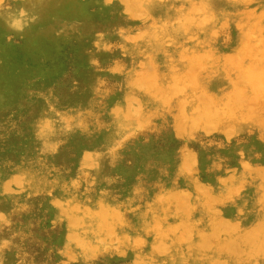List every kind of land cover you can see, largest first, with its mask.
I'll list each match as a JSON object with an SVG mask.
<instances>
[{"label":"rangeland","instance_id":"1","mask_svg":"<svg viewBox=\"0 0 264 264\" xmlns=\"http://www.w3.org/2000/svg\"><path fill=\"white\" fill-rule=\"evenodd\" d=\"M263 85L264 0H0V264H264Z\"/></svg>","mask_w":264,"mask_h":264},{"label":"bare ground","instance_id":"2","mask_svg":"<svg viewBox=\"0 0 264 264\" xmlns=\"http://www.w3.org/2000/svg\"><path fill=\"white\" fill-rule=\"evenodd\" d=\"M135 1H136V0H135ZM143 1H144V0H142V2H143ZM161 1H162V0H161ZM101 2H102V1H101ZM133 2H134V1H133ZM108 3H109V2H108ZM131 3H132V2H131ZM138 3H139V2H138ZM30 4H31V3H30ZM126 4H129L128 1H127ZM132 4H133V3H132ZM136 4H137V2H136ZM37 5H38V3H37ZM134 5H135V3H134ZM134 5H133V6H134ZM136 6H138V5H136ZM139 6H140V4H139ZM193 6H194V5H193ZM134 7H135V6H134ZM61 8H62V7H61ZM61 8H60V9H61ZM63 8H64V7H63ZM18 9H19V8H18ZM139 9H140V8H139ZM15 10H16V9H15ZM56 10H57V8H56ZM142 10H143V9H142ZM193 10H194V9H193ZM58 11H59V10H58ZM62 11H63V10H62ZM23 12H24V11H23ZM59 12H60V11H59ZM141 12H142V11H141ZM141 12H137L136 14L141 13ZM12 13H13V12H11V14H12ZM31 13H32V12H31ZM170 13H171V12H170ZM142 14H143V13H142ZM175 14H176V13H175ZM178 14H179V13H178ZM12 15H13V14H12ZM15 15H16V14H15ZM24 15H25V13H24ZM26 15H27V14H26ZM29 15H30V14H29ZM139 15H140V14H139ZM173 15H174V14H173ZM9 16H10V15H9ZM31 16H32V15H31ZM33 16H34V15H33ZM53 16H54V14H53ZM133 16H134V15H133ZM133 16H132V17H133ZM136 16H138V15H136ZM141 16H142V15H141ZM5 17H6V16H5ZM14 17H15V16H14ZM23 18H24V17H23ZM26 18H27V17H26ZM172 18H174V17L172 16ZM24 19H25V18H24ZM28 19H29V18H28ZM55 19H56V18H55ZM22 20H23V19H21V17H17L14 21H15L16 24L19 25V24H22V23H20V22H22ZM33 20H34V19H33ZM176 20H177V19H176ZM191 20H192V19H191ZM10 21H11V20H10ZM10 21H9V22H10ZM52 21H53V20H52ZM68 21H69V20H68ZM174 21H175V20H174ZM192 21H193V20H192ZM12 22H13V21H12ZM49 22H50V21H49ZM175 22H176V21H175ZM77 23H79V22H77ZM164 23H165V22H164ZM199 23H200V22H199ZM199 23H198V24H199ZM79 24H80V23H79ZM8 25H10V24H8ZM27 25H28V24H27ZM53 25H54V24H53ZM64 25H65V24H64ZM12 26H13V25H12ZM167 26H168V25H167ZM171 26H172V25H171ZM191 26H192V25H191ZM86 27H87V26H86ZM15 28H16V25H15ZM18 28H21V27L18 26ZM12 29H14V28H12ZM16 29H17V28H16ZM53 29H54V28H53ZM169 29H170V27H169ZM185 29H186V28H185ZM30 30H31V29H30ZM76 30H77V29H76ZM22 32H23V31H22ZM63 32H64V31H63ZM51 33H52V32H51ZM57 33H58V32H57ZM65 33H67V32H65ZM167 33H168V32H167ZM54 34H55V32H54ZM70 34H71V33H70ZM78 34H79V33H78ZM64 36H65V34H64ZM167 36H168V35H167ZM160 37H161V36H160ZM128 38H129V37H128ZM96 42H97V41H96ZM162 42H163V41H162ZM95 44H96V43H95ZM184 51H185V50H184ZM252 71H254V70L251 69L250 72H252ZM247 72H248V71H247ZM253 73H254V72H253ZM248 75H249V74H248ZM249 76H250V75H249ZM246 77H247V76H246ZM250 77H251V76H250ZM247 79H249V78L247 77ZM252 79H253V78H252ZM149 80H150V79H149ZM249 80H250V79H249ZM250 82H252V81H250ZM134 83H135V82H134ZM140 85H141V84H140ZM257 86H258V85H257ZM263 86H264V85H263ZM133 87H134V86H133ZM260 87H261V86H260ZM140 88H141V86H140ZM142 88H143L142 90H144V87H142ZM146 88L148 89V87H146ZM137 89H138V87H137ZM181 89H182V88H181ZM260 89H261V88H260ZM254 91H255V90H254ZM182 92H183V91H182ZM148 94H149V93H148ZM122 97H123V96H122ZM125 97H126V96H125ZM200 97H203V96H200ZM188 98H189V97H188ZM188 98H187V99H188ZM197 98H198V97H197ZM121 99H122V98H121ZM126 99H127V98H126ZM133 99H134V98H133ZM155 99H156V98H155ZM186 101H187V100H186ZM191 101H192V100H191ZM194 101H195V100H194ZM161 102H162V101H161ZM158 103H159V102H158ZM199 103H200V102H199ZM200 104H201V103H200ZM238 104H240V103L238 102L237 105H238ZM115 106H116V105H115ZM200 106H201V105H200ZM233 106H234V105H233ZM241 107H242V106H241ZM43 109H44V108H43ZM135 109H136V108H135ZM236 109H237V108H236ZM131 110H132V108H131ZM194 110H195V109H194ZM201 110H202V109H201ZM238 110H239V109H238ZM121 111H122V109H121ZM209 111H211V110L209 109ZM116 112H117V110H116ZM127 112H128V111H127ZM182 112H184V114H185V110L182 111ZM215 112H216V110H215ZM218 112H219V111H218ZM180 113H181V112H180ZM193 113H194V112H193ZM196 113H197V112H196ZM196 113H195V114H196ZM225 113H226V112H225ZM191 114H192V113H191ZM199 114H200V113H199ZM43 115H44V114H43ZM182 115H183V114H182ZM182 115H181V116H182ZM185 115H186V114H185ZM185 115H184V116H185ZM188 115H189V114H188ZM217 115H218V114H217ZM244 115H245V114H244ZM244 115H243V116H244ZM176 116H177V115H176ZM184 116H183V117H184ZM205 116H206V115H205ZM207 116H209V115H207ZM212 116H213V115H212ZM237 116H239V114H238ZM213 117H214V116H213ZM249 117H250V116H249ZM181 118H182V117H181ZM186 118L189 119V118L187 117V115L184 117V119H186ZM200 119H201V118H200ZM202 119H203V118H202ZM212 119H214V118H212ZM238 119H239V118H238ZM176 120H178V119L176 118ZM206 120H207V118H206ZM206 120H205V118H204V121H206ZM208 120H211V119H208ZM215 120H216V118H215ZM196 121H197V120H196ZM43 122H44V121H43ZM120 122H121V121H120ZM120 122H119V123H120ZM119 123H118V125H119ZM131 123H132V122H131ZM131 123H130V124H131ZM183 123H184V122H183ZM192 123H193V122H192ZM194 123H195V122H194ZM43 125H44V124H43ZM43 125H42V126H43ZM208 125H209V124H208ZM212 125H213V124H212ZM218 125H219V124H218ZM34 126H35V125H34ZM46 126H47V125H46ZM43 127H44V126H43ZM128 127H129V126H128ZM184 127H185V126H184ZM202 127H203V126H202ZM44 128H45V127H44ZM130 128H132V127H130ZM136 128H137V127H136ZM194 128H196V127H194ZM121 129H122V128H121ZM128 129H129V128H128ZM182 129H184V128H182ZM191 129H192V128H191ZM196 129H197V128H196ZM199 129H200V128H199ZM189 130H190V129H189ZM126 131H127V128H126ZM181 132H183V131H181ZM32 133H33V132H32ZM122 133H123V132H122ZM190 134H191V133H190ZM40 137H41V136H40ZM191 157H192V156H191ZM191 160H192V159H191ZM191 160H190V161H191ZM195 160H196V159H195ZM179 166H180V165H179ZM245 166H247V165H245ZM248 168H249V166H248ZM21 171H22V170H21ZM250 171H251V170H250ZM188 172H189V171H188ZM19 173H20V172H19ZM189 173H190V172H189ZM16 174H17V173H16ZM12 177H13V176H12ZM20 177H21V176H20ZM13 178H14V177H13ZM14 180H16V179H14ZM220 180H221V179H220ZM225 180H226V179H225ZM227 181H228V179H227ZM230 182H231V181H230ZM226 183H227V182H226ZM194 185H195V184H194ZM203 185H204V184H203ZM200 187H201V186H200ZM204 187H205V186H204ZM5 188H6V187H5ZM206 192H208V191H206ZM9 193H10V192H9ZM218 196H219V195H218ZM85 220H86V219H85ZM218 220H219V219H218ZM218 220H217V221H218ZM75 222H76V221H75ZM222 222H224V220H223ZM83 223H84V222H83ZM253 223H254V222H253ZM260 224H262V223H260ZM214 225H215V224H214ZM218 225H220V224H218ZM224 225H225V224H224ZM250 225H251V224H250ZM258 225H259V224H258ZM90 226H91V225H90ZM226 226H227V225H226ZM233 226H234V225H233ZM76 227H77V226H76ZM224 227H225V226H224ZM227 227L230 228V225H228ZM254 227H255V226H254ZM259 227H260V226H259ZM248 228H249V227H248ZM260 228H261V227H260ZM218 229H219V228H218ZM225 229H226V228H224L223 230H225ZM231 229H232V225H231ZM221 230H222V229H221ZM232 230H233V229H232ZM237 230H238V229H237ZM237 230L235 229V232H237ZM257 230H258V229H257ZM262 230H263V227L261 228V231H262ZM227 231H228V230H227ZM227 231H226V232H227ZM229 231H230V230H229ZM238 231H239V230H238ZM240 231H241V230H240ZM243 231H244V230H243ZM250 231H251V230H250ZM253 231H254V230H253ZM84 232H85V231H84ZM86 232H87V231H86ZM219 232H220V231H219ZM258 232H259V230H258ZM214 233L216 234V236H215ZM214 233H213V237L216 238V237L218 236V235H217L218 232H217V233L214 232ZM221 233H223V232H220V233H218V234L221 235ZM224 233H225V232H224ZM260 233H262V232H260ZM263 233H264V232H263ZM174 234H175V233H174ZM202 234H203V233H202ZM204 234H205V233H204ZM226 234H228V233H226ZM226 234H225V235H226ZM246 234H247V233H246ZM220 235L218 236L217 239H219ZM223 235H224V234H223ZM225 235H224V236H225ZM231 235H232V234H231ZM236 235H237V234H236ZM192 236H193V235H192ZM227 236H228V235H227ZM245 236H247V235H245ZM255 236H256V235H255ZM203 237H204V235H203ZM228 237H229V236H228ZM247 237H248V239H249V235H248ZM247 237H246V238H247ZM261 237H263V236H262V235L260 236V240H261ZM78 238H79V237H78ZM200 238H201V237H200ZM205 238H206V237H205ZM237 238H239V237H237ZM243 238H244V237H243ZM203 239H204V238H203ZM207 239H208V238H207ZM251 239H253V238L251 237ZM204 240H205V239H204ZM204 240H203V241H204ZM209 240H210V238L208 239V241H209ZM237 240H238V239H237ZM244 240H245V238H244ZM189 241H190V240H189ZM205 241H206V240H205ZM208 241H207V242H208ZM224 241H225V240H224ZM241 241H242V240H241ZM250 241H252V240H250ZM250 241H249V240H248V242L245 241L246 243L249 244L248 246L251 245V244H250V243H251ZM220 242H221V241H220ZM249 242H250V243H249ZM192 243H193V242H192ZM205 243H206V242H205ZM231 243H232V242H231ZM235 243H236V242H235ZM235 243H234V241H233L232 244H235ZM239 243H240V244H239ZM246 243H245V244H246ZM261 243H262V242H261ZM76 244H77V243H76ZM206 244H208V243H206ZM211 244H212V243H211ZM232 244H231V245L229 244V246L233 247L234 245L232 246ZM242 244H244V243L242 242ZM258 244H259V243H258ZM186 245H187V244H186ZM191 245H192V244H191ZM219 245H220V244H219ZM219 245H218V246H219ZM225 245H227V244H225ZM237 245H238V247H239V245H241V242H237V243H236V246H237ZM201 246H204V245H201ZM208 246H210V245H208ZM236 246L234 247V250L236 249ZM255 246H256V245H255ZM161 247H162V246H161ZM172 247H173V246H172ZM224 247H225V246H224ZM251 247H252V245H251ZM258 247H259L260 250L264 249V243H262V244H261L260 246H258ZM208 248H209V247H208ZM220 248H221V247H220ZM227 248H228V246H227ZM229 248H230V247H229ZM229 248H228V249H229ZM249 248H250V247H249ZM178 249H179V248H178ZM210 249H212V247H211ZM210 249H209V250H210ZM228 249H227V250H228ZM239 249H240V247H239ZM253 249H254V248H253ZM203 250H205V249L203 248ZM203 250H202V251H203ZM206 250H207V249H206ZM227 250H226V251H227ZM231 250H233V249H230L229 251L232 252ZM234 250H233L234 253H231V254H235V251H234ZM241 250H242V249H241ZM246 250H247V249H246ZM254 250H255V249H254ZM207 251H208V250H207ZM244 251H245V250H244ZM262 251H263V250H262ZM178 252H179V251H178ZM241 252H242V251H241ZM252 252H253V251H252ZM260 252H261V251H260ZM260 252H257V253L260 254ZM167 253H168V252H167ZM172 253H173V252H172ZM192 253H193V252H192ZM216 253H217V252H216ZM254 253H255V252H254ZM257 253H256V254H257ZM236 254H237V253H236ZM239 254H241V253H239ZM256 254H255V255H256ZM259 254H258V255H259ZM251 255L253 256V254H251ZM258 255H257V256H258ZM263 255H264V254H263ZM163 256H164V255H163ZM180 256H181V255H180ZM199 256H200V255H199ZM196 257H197V256H196ZM206 257H207V256H206ZM248 257H250V252H249V256H248ZM254 257H255V256H254ZM254 257H253V258H254ZM244 258H245V257H244ZM251 258H252V257H251ZM263 258H264V257H263ZM232 259H233V258H232ZM199 260H200V259H199ZM219 260H220V259H219ZM253 261H254V260H253ZM225 262H226V261H225ZM263 262H264V261H263ZM263 262H262V263H263ZM201 263H202V262H201ZM210 263H211V262H210ZM212 263H213V262H212ZM215 263H216V262H215ZM234 263H235V262H234ZM253 263H254V262H253ZM256 263H257V262H256ZM186 264H187V263H186ZM208 264H209V263H208ZM216 264H221V263L218 262V263H216ZM222 264H224V262H223ZM238 264H239V262H238ZM246 264H247V263H246ZM251 264H252V263H251Z\"/></svg>","mask_w":264,"mask_h":264}]
</instances>
